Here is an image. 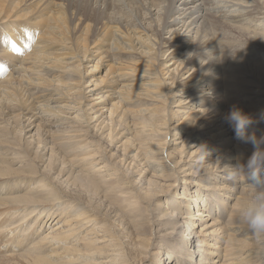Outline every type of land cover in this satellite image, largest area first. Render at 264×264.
I'll return each mask as SVG.
<instances>
[{
	"label": "bare ground",
	"instance_id": "obj_1",
	"mask_svg": "<svg viewBox=\"0 0 264 264\" xmlns=\"http://www.w3.org/2000/svg\"><path fill=\"white\" fill-rule=\"evenodd\" d=\"M99 134L142 167L139 187L100 154ZM49 138L83 171L69 172ZM0 160V188L27 186L0 196L1 226L39 210L31 234L57 225L40 243L76 232L62 228L63 184H34L49 168L63 183L116 178L108 190L153 197L168 264H264V0H0ZM214 202L231 205L228 220Z\"/></svg>",
	"mask_w": 264,
	"mask_h": 264
},
{
	"label": "rangeland",
	"instance_id": "obj_2",
	"mask_svg": "<svg viewBox=\"0 0 264 264\" xmlns=\"http://www.w3.org/2000/svg\"><path fill=\"white\" fill-rule=\"evenodd\" d=\"M188 96L189 95L187 94L186 98H189ZM11 115L14 116L15 114H11ZM16 123L17 122H14L15 125H16ZM61 128L64 129V126L61 124H58V125L55 124V126L51 127V130L59 132L60 130L62 131ZM18 134L21 135L22 138L26 137L25 132H23V133L18 132ZM99 136H101V137H99ZM102 136L103 135H101V134L97 135L99 142L102 145V148L100 149V154L101 155L104 154L105 157H107V156L110 157L112 154H114V156L111 157V162H116V163L118 162L117 168L120 169L121 171H129L131 173V180L133 179L132 181L134 182V184L139 187L143 183V182L138 183V181H139L138 178L141 175L140 171H142L141 170L142 167L139 164L132 162L130 158H127V159L123 158L124 157L123 152L120 149H117V146L119 145V143H115V142L110 143V141L107 138H105L104 136L102 137ZM182 137L184 138V135H182ZM49 140L51 141L50 138H49ZM51 145H53L55 152L58 153L57 155L59 156V158L65 162L64 165H66L68 170L70 169L69 172L73 171L74 173H77L78 170H79V172L83 171L81 165H78V163L76 161L77 156L74 154V152L70 151L68 153L69 150H72L71 149L72 147L64 146L61 143V141L57 140V139H53V141L48 142L47 146L51 147ZM197 147L198 146L196 145L193 149H196ZM47 154L49 155L50 152H48ZM118 155L120 156V158ZM122 158H123V160H122ZM1 162H3V161L0 160V163ZM120 162H122V163L120 164ZM123 162H124V164H123ZM132 163H133V165H132ZM67 164H68V166H67ZM30 165H31V161H30V164L28 163L25 165L27 168L26 167H24V168H26L28 170L31 167ZM125 165H126V167H125ZM43 168H44V166H43ZM103 169H104V171H107L105 168H103ZM47 170H48V172H46V173H47V176L50 177V179L47 176H46L47 179L44 176H38L35 179V182L34 181L33 182H34V184H37V183L40 184V183H44V182L46 183L47 181H50V182L53 181L57 184L58 183L63 184L62 188H64V190H68V192L67 191L66 192L70 196V198H67L66 203H64V205L60 207V210H64L63 212H65L63 214L65 216H62V221L65 225L62 228L68 229V228L74 226L76 229V232L73 234V236L70 239L68 237L65 242L61 241V242L56 243L55 240H52V241L48 240L47 242L40 243L39 241L42 237L48 235L50 232H52V230H54V231L56 230L57 225L53 226L55 221L51 225L50 221L48 222L45 219L47 221V223L44 224L45 226L42 227V229L39 228L40 230L38 232H36L37 234H33V233L31 234L34 226H35V228H38L42 224V222H39V224L36 223V218L38 217L37 213L39 210H37L35 212L37 214V216H36V214H30V209L28 211L24 210L25 208L21 209L22 213H19V216H17L19 219L15 217L13 220H11L14 223L10 221L12 228L8 224L6 227L1 226L3 224V222H0L1 228L2 227H4L5 229L7 228L6 230H7V234H8V235L6 234L5 229L3 231L4 233L3 232L0 233V255H1L0 259L2 258V260H0V264H33V262L30 261L28 258H24L27 256H43V257L48 258L50 261L55 262L56 264H168V263H170V260L169 259L167 260V258H166V254L165 255L162 254V252L165 251L164 249H166V246H167V244L164 241H162V237L166 238L164 235L167 232V230H165L164 227H161V226L159 227V225H158L159 221L157 219H155V218H157V213H156L157 210L155 208L156 207L155 203H153L154 202L153 197L151 198L152 200L150 202L141 201V203H137L134 201L135 198L137 199V197L135 196L136 192H135V190L132 189V187H131V193H124V194H121L116 190H108L109 187L114 186V185H112V182H115L113 184L117 183L118 179L116 180V178L110 182V185L107 184L109 186H106L104 184H99L97 187L99 189V191H98V189L97 190L96 189L90 190V189L82 188V187L78 186V184L75 185L72 180L68 181L69 183H67V182L63 183L64 182L63 180L65 179V177H62V175L58 176L57 171L53 172L54 170H52V172L50 173L49 168H47ZM84 172H87V171H84ZM146 175H147V177L150 176L148 173H146ZM53 178H55V180ZM143 181H144V179H143ZM14 183L15 182L11 183L12 186H11V184H9L7 182L3 183L2 184L3 188H2V186L0 188V196L13 195L14 193L18 192L19 190L20 191L17 194H19L20 192L23 193L26 191L25 189L27 186H24V184L22 186H20L18 184L17 185L14 184ZM52 185H53V183H52ZM101 185L103 187L106 186L107 189L103 188V189H105L106 192L102 189ZM68 186H69V188H68ZM12 188H14V189H12ZM17 188L19 190H17ZM53 188H54V193L52 194V196L59 193L57 187H53ZM3 189H6L7 191L3 190ZM28 189H30V188H28ZM181 189H182V186H181ZM194 190H195L194 187L191 188V191H194ZM101 194H103V195H101ZM119 195H123L125 197H122ZM97 196H99V197H97ZM74 198H77L79 200L75 201ZM119 198H122V199L119 200ZM125 198H127L126 201H124ZM128 198H130V199H128ZM204 199H205V197H204ZM91 200L94 201L95 204ZM79 202H81V203H79ZM138 202H140V201H138ZM73 203H74V205H73ZM216 204L217 203L214 202L213 207L210 208L211 214H212L213 209H214L213 212L216 214V208H217L215 206ZM107 205H108V207H107ZM95 206L97 209L95 208ZM109 206H110V209H109ZM228 206L229 207H227L226 209L224 208L225 210L221 206H220L221 208L220 207H218L219 209L217 208V212H219V213H217V215H220V218L219 217L218 218L221 222L223 220L224 221L228 220L229 214L227 211L232 209V208H230V206H231L230 204ZM207 207L208 206H205V210L208 209ZM92 209H94L95 211ZM106 209H109V210L107 211ZM68 210H69V212H68ZM140 210L142 211V213ZM219 210H221V211H219ZM81 211H82V214H78ZM84 211H85V214H84ZM105 212H108V213L104 214ZM147 212L150 214V216ZM207 213H208V211H207ZM207 213L205 212L204 214H207ZM66 214H68V215H66ZM22 215H23V218H22ZM179 216L181 217V218H179V222L186 221L185 218H182V214H179ZM20 217H21V220L22 219H24V221L26 220V222H23L21 224L22 228H26L27 226H29L28 228H30V230L27 232V235L25 234L26 236L23 234L24 235V237H23V235L19 234V238H18V237H16V235H18V234H17V227H15V226L20 225V222H21ZM58 217H60V215H58ZM97 218H99V219H97ZM66 220H67V222H66ZM62 221L59 223L63 225ZM150 222H152V223H150ZM8 226L14 231L10 230V228ZM183 226H184V229L187 228V224H186V226H185V224ZM14 232H15V234H14ZM127 232H129V234ZM161 232H162V234H160ZM10 234H12V235L9 236ZM29 235H30V237H29ZM12 236H13V238H10ZM5 237H7L8 239ZM28 237L30 238V240L28 239ZM16 238L21 239V242H17V241L12 242L11 241V239L15 240ZM159 242H160V244H159ZM194 243L196 244L197 241H195ZM194 243H193V245H194ZM55 244L56 245L58 244L59 246L58 245L56 246ZM68 246H69V248L65 249ZM192 248H194V246ZM16 249H17V251H16ZM157 251H158V253H157ZM160 251H161V253H160ZM18 253L23 254V255L19 256ZM57 253H58V256H57ZM6 256H8V257H6ZM196 256H197V258L199 257L198 255H196ZM3 257H4V259H3ZM5 257L8 258V260L5 259ZM9 257H10V259H9ZM11 257L12 258L15 257V258L12 259ZM171 264H174V263H171Z\"/></svg>",
	"mask_w": 264,
	"mask_h": 264
}]
</instances>
